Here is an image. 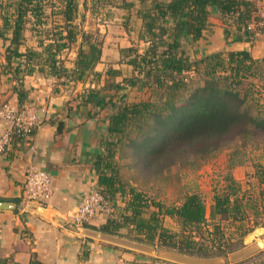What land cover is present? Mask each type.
I'll use <instances>...</instances> for the list:
<instances>
[{
    "label": "trees",
    "instance_id": "trees-1",
    "mask_svg": "<svg viewBox=\"0 0 264 264\" xmlns=\"http://www.w3.org/2000/svg\"><path fill=\"white\" fill-rule=\"evenodd\" d=\"M121 1L126 9L134 6L132 1ZM137 1L135 13L140 19L137 38L147 45L142 52L134 46L120 49L124 63L131 68L130 76L123 77L122 81L131 87L149 90L155 98L116 104L111 101L112 97L105 99L100 89L94 87L87 88L80 100L82 105L94 109L111 108L107 134L102 140L103 149L95 154V169L98 186L113 211L98 229L193 257L226 256L243 247V237L255 226H264V169L260 164H255L258 190L254 197L236 193L237 182L229 177L232 191L214 194L207 212L197 193H187L179 205H166L154 199L148 201L141 191L122 182L113 160L114 148L122 145L131 133L134 135L130 139L132 142L146 135L150 120L164 122L160 127L151 128L152 134L145 136L150 141L144 147V150H150L149 161L184 156L186 148L192 150L196 158H210L235 137L246 141L264 136V96H249L252 101L246 104V94H251V91L247 93L249 87L244 89L242 97L238 90L247 72L262 68L259 64L264 63V54L255 58L248 50L241 49L227 51L225 55L222 52L204 54L196 59L190 57L183 44L187 37L193 41L204 37L213 13H217L226 25L225 38L253 41L257 27L255 2ZM77 16V0H7L4 5L0 3L4 69L15 78L17 86L13 90L19 102L25 96L21 88L22 75L37 70L62 79V82L83 80L99 60L98 28L84 33L75 20ZM48 19L52 25L46 28ZM25 29L38 33L37 48H21L25 43ZM73 44L77 46L76 56L68 66L64 55ZM224 59L230 65L229 74L216 78L217 67L225 69ZM204 61L211 65L209 72L205 75L197 72L193 77L190 71H196V64ZM120 72L112 67L106 71L110 76ZM198 78L203 83L190 87ZM135 151L141 152L140 147L135 146ZM240 161L238 158L237 162ZM117 193L127 197L120 211L113 202ZM250 209L253 212L251 222ZM165 217L176 221V230L164 225Z\"/></svg>",
    "mask_w": 264,
    "mask_h": 264
},
{
    "label": "crops",
    "instance_id": "crops-1",
    "mask_svg": "<svg viewBox=\"0 0 264 264\" xmlns=\"http://www.w3.org/2000/svg\"><path fill=\"white\" fill-rule=\"evenodd\" d=\"M128 1L134 3L130 10L125 8L128 14L114 15L109 11V17L119 24L109 19L104 20L107 23L99 28L103 39L100 57L83 80L62 82L47 72L34 70L20 77L21 88L25 92L21 102L13 90L17 86L15 78L4 69V45L1 41L0 104L8 101L17 106L29 105L37 112L39 122L29 136L14 135L8 148L0 153V202L14 204L13 209L0 210V264H149L155 258L172 264H232L229 257L198 258L155 246H152V253H147L100 240L87 232L99 230L105 216L100 215L84 225L74 224L69 217L88 189L99 184L95 154L103 149L102 140L107 134L108 114L111 112L109 106L94 109L82 105L81 96L87 88L95 87L100 89L105 99L112 97L111 101L116 104L138 101L124 97L136 86L131 87L122 81L123 77L130 76L131 68L124 63L120 49L131 44L123 45L113 40L119 29L129 35L127 38L139 41L140 19L135 13L138 1ZM128 18L136 26H129ZM225 26L219 15L213 13L203 38L196 41L190 37L184 39L191 45L189 51L198 57V53L246 49L253 57L262 56L263 51H258L256 44L263 35L254 42L233 40L225 38ZM116 28L117 31L114 30ZM26 46L37 48V44L28 45L26 41L21 48ZM73 61H68L67 65L71 66ZM109 67L121 70V74L110 76L106 73ZM8 126V122L0 119V136ZM28 167L51 174V195L46 203L23 200L22 188ZM252 246L256 247L246 264L264 262V236L244 249Z\"/></svg>",
    "mask_w": 264,
    "mask_h": 264
},
{
    "label": "rangeland",
    "instance_id": "rangeland-1",
    "mask_svg": "<svg viewBox=\"0 0 264 264\" xmlns=\"http://www.w3.org/2000/svg\"><path fill=\"white\" fill-rule=\"evenodd\" d=\"M6 1L7 0H0V3L4 5ZM77 2L78 16L75 20L79 22L83 32H87V34H89V32H93L96 28H98L99 31V28L107 23L104 22V20L107 21L110 19V22L117 21L109 17V11L113 12L114 15L128 14V12L125 11V8H122L123 1L121 0H77ZM116 23L119 24L118 22ZM127 23L129 26H136L135 22L129 18ZM111 24L112 23H110L109 26H111ZM51 25L50 19H48L47 25H45L46 28H49ZM114 30L117 31V28ZM255 33V39L262 35L264 36V27L257 26ZM23 34L24 41H26L28 45L32 43L37 44V40L39 38L38 33L31 32L30 29H25ZM116 35L117 36L115 39H113L114 41H117L120 44L122 42L123 45L129 43L131 46L136 47L139 52L144 51L146 47V43H144L142 40L132 41L131 37L127 38L129 35L124 34V30L119 31L118 29ZM260 39L263 40V42L259 41ZM97 40L101 41V43L103 41L100 33L98 34ZM259 40L258 43L256 42V45H258V51L262 50V53L264 54V37L259 38ZM183 44H185L184 49L186 52L190 53L189 55L191 58L198 59L203 55L198 53L197 57L191 51H189L190 43L186 40H184ZM67 51L68 52L64 55V57L68 61L74 60L76 56V45L73 44ZM226 52L227 51H223L222 53L224 54L222 55H225ZM207 62L208 61H204L196 64L198 67L196 65L195 66L198 69L194 72L190 71V74L193 77L196 76L197 72L205 75L211 68V65H209ZM222 63L225 69H222L220 66L217 67L214 74L216 78L229 74L228 69L230 65L225 59L222 61ZM259 67L262 68H258L256 71L254 68L250 70V72H254L256 75H249L250 72H247L246 77L242 79V83L238 87L241 97L243 96L244 89L246 87H249L247 93L251 91L250 95L246 94V104H249V102L252 101L249 96H253L254 98L258 97L259 94L264 96V63L259 64ZM124 68L125 67H123V69ZM201 83H203L202 79H194L190 84V87H194L195 85ZM127 96L129 100L155 98V95H151L149 90H144L139 87H134L128 90L124 97L126 98ZM251 111L252 113H255L254 109ZM163 122L164 121L160 122L158 120H150V127L146 133L152 134V129L158 126L160 127ZM146 135L137 137L134 142L130 141V139L134 137L133 133H131V136L124 138L122 145L115 146L113 160L115 165L118 166V171L122 182L134 186L136 189L141 191L148 201L154 199L160 200L166 205H179L187 193H197L202 198L208 212V208L211 204L214 194L226 190L232 191L231 187H229V177L237 182L236 186H234L236 188V193H244L245 196L250 197H254L256 195V191L258 190V180L254 175L255 164H260L264 169V136H259L257 140L249 139L246 141H243L241 137H235V139L231 142L223 144L220 151L210 158H196L193 151H190L189 148H186V154H184V156L159 159L152 158V160L149 161L148 158H150V150H144V147H146L145 145H149L148 142H150L148 138L145 139ZM150 144H152V146H156L153 143ZM135 146L140 147L141 152H136ZM238 158L241 159L240 162H237ZM125 187L127 188V186ZM125 197V195H121L120 193L114 195L113 202L115 205L117 204V210L120 211L123 209L125 201L127 200V197ZM252 213V209L248 210L250 222L253 220L251 215ZM163 221L165 226L171 228L172 230L177 229L178 225L173 218L165 217L163 218ZM259 222H263V219H259ZM262 236H264V226H255L250 232H248V234L243 237L242 248L231 252L226 256H214L210 258L216 257L228 259V257L230 258L231 254L243 250L244 247L248 246L251 242H254ZM250 256L251 254L245 256L242 259L230 260L232 261V264H246L248 257ZM255 264H264V262L255 261Z\"/></svg>",
    "mask_w": 264,
    "mask_h": 264
},
{
    "label": "built area",
    "instance_id": "built-area-1",
    "mask_svg": "<svg viewBox=\"0 0 264 264\" xmlns=\"http://www.w3.org/2000/svg\"><path fill=\"white\" fill-rule=\"evenodd\" d=\"M256 5L257 26L264 27V0H254ZM0 119L8 122L9 126L0 136V153L11 144L13 136H29L39 122L37 112L29 105L17 106L10 102L0 104ZM51 195V174L43 169L28 167L22 188V198L25 202L43 204ZM113 208L103 195L98 185L91 186L83 200L70 213L69 217L74 224L84 225L94 218L107 216ZM149 264H172L161 259H152Z\"/></svg>",
    "mask_w": 264,
    "mask_h": 264
},
{
    "label": "water",
    "instance_id": "water-1",
    "mask_svg": "<svg viewBox=\"0 0 264 264\" xmlns=\"http://www.w3.org/2000/svg\"><path fill=\"white\" fill-rule=\"evenodd\" d=\"M14 208V204L10 203V202H0V210L2 209H13ZM75 228V226H73ZM89 235L96 237L100 240H105L108 242H113V243H117L123 246H127L130 248H134V249H138L147 253H152L154 251V248L150 245L144 244V243H140V242H136L133 240H129L126 238H122V237H118L116 235H112L103 231H99V230H88L87 232ZM256 247V246H255ZM255 247H250V248H246L244 250H240L238 252H235L234 254H231L230 259L231 260H237V259H242L245 256H247L248 254H250Z\"/></svg>",
    "mask_w": 264,
    "mask_h": 264
}]
</instances>
